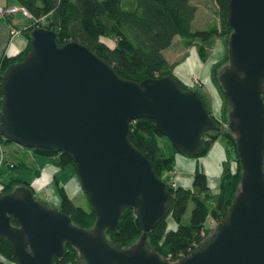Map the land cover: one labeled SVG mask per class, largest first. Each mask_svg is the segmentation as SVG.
Returning a JSON list of instances; mask_svg holds the SVG:
<instances>
[{
	"label": "water",
	"instance_id": "95a60500",
	"mask_svg": "<svg viewBox=\"0 0 264 264\" xmlns=\"http://www.w3.org/2000/svg\"><path fill=\"white\" fill-rule=\"evenodd\" d=\"M228 67L220 84L236 133L241 189L224 219L189 256L171 262L148 247V233L168 216L171 194L152 164L130 142L131 123L154 121L185 156H197L204 135L219 130L195 89L177 79L122 78L80 41L59 46L56 32L36 27L32 49L1 81L0 134L25 149L54 148L74 160L95 213L92 229L40 202L33 186L0 194V238L18 264H53L68 243L76 264H264V0H229ZM137 211L143 234L130 248L107 238L125 209ZM12 217L19 226L12 224Z\"/></svg>",
	"mask_w": 264,
	"mask_h": 264
},
{
	"label": "trees",
	"instance_id": "16d2710c",
	"mask_svg": "<svg viewBox=\"0 0 264 264\" xmlns=\"http://www.w3.org/2000/svg\"><path fill=\"white\" fill-rule=\"evenodd\" d=\"M210 1L217 8L214 12L219 14V24L195 29L194 21L198 8L190 0H18L19 8L27 9L33 18L29 20L23 14L28 24V28L23 30L28 44L18 55L9 56L5 53L2 55L1 78L8 68L22 62L30 54L33 30L36 27H45L47 30L56 32V41L59 46H64L71 41H80L112 64L122 78L142 82L147 78H163L169 75L179 80L181 89L188 91L191 88L175 75L173 64L164 56L165 50L172 47L176 37H180L187 47L196 46L195 43L199 41L198 53L206 61L209 59L210 51H207L204 43L208 39L222 35L226 37V56L213 65L212 77L224 102L222 119L228 122L230 103L220 84L219 76L229 63L228 42L231 34V27L227 22L229 0ZM20 12L23 13L19 11L16 14ZM13 16L6 19H11ZM36 20L39 21L36 22ZM197 91L204 100L207 110L217 121L219 130L205 134L202 151L197 156L191 157L200 160L210 150L214 141L220 137H224L228 143L227 156L222 162L220 187L216 192L209 186L208 175L199 163L194 171L192 189L179 186L172 188L167 175L176 169L175 163L180 153L170 140L157 132L153 120L146 117L131 123L132 146L149 158L156 177L167 184L172 199L166 219L149 231L148 247L154 249L160 257L169 258L173 263L191 255L196 246L213 233L210 222L219 223L224 219L226 211L241 189L242 174L236 133L229 128L223 130L221 121L217 120L211 110L210 99L200 89ZM262 97L264 100V93ZM0 99H3L1 85ZM6 143L13 142L5 140L0 134V144ZM13 144L15 148L18 147L22 151H30L49 161L52 160L61 171L69 167L76 170L74 160L68 154L60 153L54 148L27 150ZM4 162L11 169H31L40 177L41 172L36 171L32 163L15 156L13 152L6 153ZM23 185L30 187L32 184L20 178L11 177L8 182L2 183L0 194H7ZM58 193L60 207L57 210L70 216L73 225L85 230L94 228L96 216L92 210H84L74 203L64 186L59 184ZM36 198L42 202V199L37 196ZM169 221L173 223V226L169 224ZM119 223L118 230L106 232L107 238L116 245L130 248L144 233L137 211L125 209ZM12 224L19 226L13 217ZM64 247H66L65 253L61 257H55L53 264H76L80 259L78 250L68 243H65ZM0 264H18L11 243L4 238H0Z\"/></svg>",
	"mask_w": 264,
	"mask_h": 264
},
{
	"label": "rangeland",
	"instance_id": "374dc122",
	"mask_svg": "<svg viewBox=\"0 0 264 264\" xmlns=\"http://www.w3.org/2000/svg\"><path fill=\"white\" fill-rule=\"evenodd\" d=\"M192 2H194L195 5L197 6V8L199 9L197 12L198 17H196V19L194 21L195 29H203V28H206L207 26H211L215 23H217V25L219 24L218 23L220 20L219 14L217 15L214 12V10H217V8L212 3V1H210V0L206 1L207 2L206 4H204V2H202V1L200 2V0H199L200 3L198 2V0H192ZM0 7H2V6H0ZM13 7H15V6H13ZM17 8H19V7H17ZM21 14H24V13H21ZM18 15H20V14H18ZM0 17H2V16H0ZM14 21H16L17 24H20V21H18V18H16ZM23 36H26V35H23ZM225 38L226 37L221 35L219 37H213L211 39H208V41H206L204 43V45L207 48V51H210L209 55L211 54V58L209 59L207 71L203 72L201 77H197V76L195 77V75H193L194 74L193 70H198V68L196 67V63H195V60L198 61V57L196 56L195 51L197 49L196 48L197 44H200L199 41H197V43H195L196 47L195 46L193 47L196 49H190V51H189V53H187V55L180 56V54L183 52H186V50H176V48L180 49V47L176 46V45L181 43V41H179V39H177V37H176V39L174 40V43L172 44V47L169 48L170 50L164 52V56L168 59V61L171 64L172 63L174 64L173 66L175 68L174 69L175 73L180 75V77L183 79V82L189 88L194 87V81H193L194 77L199 78L201 80V85H202V80L206 84H210L212 82V80L214 83V78L212 77V70L214 67L213 65L216 63H219L226 56L225 53H226L227 47L225 44L226 43ZM219 39H221L223 41V44L225 45V46H223V48H222V46L218 47V43L220 42ZM7 49L8 48H6V52H7ZM197 52H198V50H197ZM10 53H13L12 50H10ZM13 54H17V53H13ZM198 55H199V53H198ZM12 56H15V55H12ZM200 58H201V56H200ZM201 60L203 62H206L208 59L206 61H204L201 58ZM203 91L206 92V90H203ZM218 92H219V90H218ZM220 96H221V94H220ZM217 99H218V107L216 108L217 114H216V116L214 113L213 114L217 118V120L221 121L223 130H227L229 120H228V122H225L222 119V113L224 111V109H223L224 102H223L222 97H221V99H219V98H217ZM13 145H14L13 143H6L4 145L0 144V189L2 188V183L8 182L9 178H11V177H14L16 179H18L19 176H21V178H27V180L30 181L31 183H33L36 187V191L34 192V194H36V196L39 199H42V202L48 204L50 207L58 209L60 206V196L58 193L59 182H56L55 184H53V183L47 184L46 182L41 180L42 176H40V177L37 176L36 173L33 172L32 170H22L20 168L11 169L8 166V164L4 162L5 155H6V153H8L7 147H11ZM17 145L15 144V146H17ZM227 148H228V143L226 142L225 138L220 137L219 139L214 141L212 147L207 152V154L200 158L201 162L204 161L202 163V165H204L206 168V174L209 177V184L212 187L214 192L218 191L219 187H220L219 186V179L221 177V173L223 170L222 161H224V159L227 156V153H226ZM39 156L40 155L35 154L36 158H38ZM47 161L49 162V160H47ZM50 161L53 162L52 160H50ZM175 166H176V163H175ZM174 170L176 171L177 169H174ZM59 171L61 172L60 169H59ZM76 174H77V171L75 170V168L69 167V168L63 170L60 173V175H58L60 178L59 181L61 182V184L68 185L67 191L70 192L71 198L74 201V203H76L78 206L82 207L84 210L86 209L87 211H90L91 210V204L88 201V197H87L86 193L82 191L81 182L79 181V178H77L78 174H77V176H76ZM170 175H171L170 173H168V175H167V177L169 178V181L171 178ZM169 224L173 225V223L171 221H169ZM216 224H217V222L215 223L214 221H211L209 224L210 227L213 229V231H214Z\"/></svg>",
	"mask_w": 264,
	"mask_h": 264
},
{
	"label": "crops",
	"instance_id": "0c3cea01",
	"mask_svg": "<svg viewBox=\"0 0 264 264\" xmlns=\"http://www.w3.org/2000/svg\"><path fill=\"white\" fill-rule=\"evenodd\" d=\"M190 1L192 2V0H190ZM201 1L204 2V4L207 3L206 0H200V2ZM198 2H199V0H198ZM192 3L195 5L194 2H192ZM0 6H2V7H11V6L19 7V3H18V0H0ZM18 14H20V15H18ZM18 14L14 15L11 19H6L3 17H0V59L4 53L9 55V56L19 54L20 52L24 51V49L26 48V46L28 44L27 36H23V35H26V34H24L25 31L23 32V30H24V28H26L28 26V24L26 22L27 20L23 16V14H21V13H18ZM196 17H198V13H197ZM16 18H18V21H20V24H17L16 21H14ZM12 26L15 28H12ZM11 28L20 32V35L13 36L12 32H11V30H12ZM177 39H179V41H181V43L176 45V46L180 47V49L176 48V50H186V52L181 53L180 56L187 55V53H189L190 49H196L197 48L196 46H195L196 48H193L194 45L187 47V46H185L184 41L180 37H177ZM219 41L220 42L218 43V47L222 46V48H223V46H225L223 44V41L221 39H219ZM6 48H8L7 49L8 53L6 52ZM10 50H12L13 53H17V54L10 53ZM168 50H170V49H167L165 51H168ZM195 54L198 57V61L195 60L196 67L198 68V70H193L194 71L193 75H195V77L196 76L201 77L203 72L207 71V69H208V63H209V59L211 58V54L209 55L210 57L206 62H203L201 60L200 56L198 55L197 49L195 51ZM174 73H175V71H174ZM175 75L183 81V79L180 77L179 74L175 73ZM214 84L215 83H213V80L210 84H206L202 80V85L196 89H198V90L200 89L202 92H204L203 90H206V92H204V93L207 96V98L210 99L211 110H213V113L216 116V114H217L216 108L218 107V99L217 98L221 99V96H220V93L218 92V89L215 87ZM7 152L8 153L13 152V154L15 156H18V157L24 159L26 162L32 163V165L36 168V171L41 172V173H39L40 176H42L41 180L46 182L47 184H51V183L55 184L56 180H58L59 184L61 186H64L66 192L68 193L69 197L71 198L70 192L67 191L68 185L61 184V182L59 181L60 178L58 175H60V173L63 170L60 172L59 169L54 166L53 162H51V161L48 162L47 159L45 157H42L41 155L38 158H36L34 153H32L30 151H28V152L22 151L18 147L17 148H15L13 146L7 147ZM192 158L193 157L190 158L188 156L180 154L176 159V169H177V176L176 177H177V184L179 187H184L187 189L193 188L192 187L193 180H194L193 175H194V171H195L198 163L204 167V171L206 173V168L204 165H202V163L204 161L201 162L200 161L201 159L197 160L196 158H193V159ZM25 170H28V169H25ZM29 170H31V169H29ZM76 176H77V174H76ZM19 178L22 179L23 181H25L26 183L30 182L27 180V178H21V176H19ZM208 180H209V177H208ZM31 184H32L34 192H35L36 187L33 183H31ZM209 186H210V184H209Z\"/></svg>",
	"mask_w": 264,
	"mask_h": 264
},
{
	"label": "built area",
	"instance_id": "2783aa9c",
	"mask_svg": "<svg viewBox=\"0 0 264 264\" xmlns=\"http://www.w3.org/2000/svg\"><path fill=\"white\" fill-rule=\"evenodd\" d=\"M22 11L25 15L26 18H28L29 20H33L32 15L27 11V9L22 8H17V7H0V16L5 17V18H9L11 16H13L14 14H16L17 12ZM43 21V19H41ZM39 20H36V22H38ZM28 28V27H26ZM12 35L13 36H18L20 35V32L12 29ZM1 73V72H0ZM1 74H0V85H1ZM194 87L193 88H198L201 85V80L199 78H195L194 77ZM2 99H0V106H1V101ZM1 110V108H0ZM170 181L169 184L171 185L172 188H178V184H177V170L170 172Z\"/></svg>",
	"mask_w": 264,
	"mask_h": 264
},
{
	"label": "flooded vegetation",
	"instance_id": "af4514ba",
	"mask_svg": "<svg viewBox=\"0 0 264 264\" xmlns=\"http://www.w3.org/2000/svg\"><path fill=\"white\" fill-rule=\"evenodd\" d=\"M41 202V201H40ZM60 207V206H59Z\"/></svg>",
	"mask_w": 264,
	"mask_h": 264
}]
</instances>
